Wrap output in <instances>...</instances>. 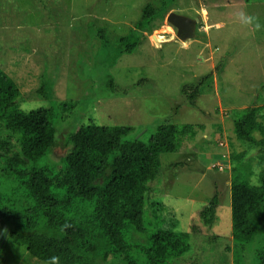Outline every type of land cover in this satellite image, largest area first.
<instances>
[{
    "label": "rangeland",
    "instance_id": "obj_1",
    "mask_svg": "<svg viewBox=\"0 0 264 264\" xmlns=\"http://www.w3.org/2000/svg\"><path fill=\"white\" fill-rule=\"evenodd\" d=\"M149 2L157 0H0V66L21 84L23 108L51 104L37 94L48 75L57 99L77 102L65 113L69 118L59 115L62 140L90 119L130 125L146 141L160 123L180 124L181 148L161 155L160 173L151 182L147 222L182 231L197 225L181 264H234L231 250L227 263L221 258L233 239L230 155L250 145L236 141L233 117L247 106H264V30L242 24L235 13L246 11L264 24V0H176L170 11L178 14L195 17L200 7L206 9L197 37L179 39L168 11L152 33L141 30L132 53H121L119 38L136 27ZM199 85L192 105L183 87L191 92ZM65 152L58 142L51 156ZM217 191L218 220L208 230L198 213ZM142 235L136 232L135 238ZM9 236L1 242L6 250L0 264H38ZM259 240L249 244L247 264Z\"/></svg>",
    "mask_w": 264,
    "mask_h": 264
},
{
    "label": "trees",
    "instance_id": "obj_2",
    "mask_svg": "<svg viewBox=\"0 0 264 264\" xmlns=\"http://www.w3.org/2000/svg\"><path fill=\"white\" fill-rule=\"evenodd\" d=\"M175 1L147 3L137 28L119 38L120 52L132 53L141 30L152 33ZM107 38L103 35V40ZM54 81L48 75L37 90L51 104L26 109L20 105L21 84L0 66V231L6 223L9 237L24 245L38 264H50L53 256L59 257V264H181L191 250V233L197 225L192 231L152 228L147 201L151 182L160 173L161 155L181 148L182 126L160 123L146 141L130 125L90 119L69 129L62 140L59 115L69 118L65 113L77 102L57 99ZM202 88L195 86L190 92L183 87L192 105ZM263 110L262 105H251L233 117L236 141L250 147L230 155L233 239L221 256L224 263L231 250L234 264H247L248 246L258 238L260 245L249 262L264 264ZM58 142L66 152L55 159L51 155ZM220 203L217 191L199 210L208 230L218 220ZM136 232L143 234V242L135 238ZM1 242L0 257L6 250Z\"/></svg>",
    "mask_w": 264,
    "mask_h": 264
},
{
    "label": "water",
    "instance_id": "obj_3",
    "mask_svg": "<svg viewBox=\"0 0 264 264\" xmlns=\"http://www.w3.org/2000/svg\"><path fill=\"white\" fill-rule=\"evenodd\" d=\"M167 20L176 29V35L182 41L186 42L189 39L198 36L197 24L199 22V18L178 14L177 12L171 11L167 16ZM152 38L158 44L161 42V40L158 38V35L155 33L152 35ZM3 227L4 228H2L0 231V242L2 239L5 240V237L9 232V229L7 232L5 231L7 227L6 224Z\"/></svg>",
    "mask_w": 264,
    "mask_h": 264
},
{
    "label": "clouds",
    "instance_id": "obj_4",
    "mask_svg": "<svg viewBox=\"0 0 264 264\" xmlns=\"http://www.w3.org/2000/svg\"><path fill=\"white\" fill-rule=\"evenodd\" d=\"M171 12V11H170ZM169 12V13H170ZM175 12V11H174ZM236 18L244 25H252L254 26L256 31H261L264 30V24H262L259 20L258 17L253 16L249 13H247L246 11H238L235 13ZM194 17V16H193ZM199 24V22H198ZM198 24H197V28H198ZM70 226V225H69ZM50 264H59V257L58 256H53L50 259Z\"/></svg>",
    "mask_w": 264,
    "mask_h": 264
},
{
    "label": "crops",
    "instance_id": "obj_5",
    "mask_svg": "<svg viewBox=\"0 0 264 264\" xmlns=\"http://www.w3.org/2000/svg\"><path fill=\"white\" fill-rule=\"evenodd\" d=\"M205 13H207L206 9L204 7H200L199 11L196 13L197 16L195 17L199 18L200 21V19H204Z\"/></svg>",
    "mask_w": 264,
    "mask_h": 264
},
{
    "label": "flooded vegetation",
    "instance_id": "obj_6",
    "mask_svg": "<svg viewBox=\"0 0 264 264\" xmlns=\"http://www.w3.org/2000/svg\"><path fill=\"white\" fill-rule=\"evenodd\" d=\"M198 30H199V24H198Z\"/></svg>",
    "mask_w": 264,
    "mask_h": 264
}]
</instances>
